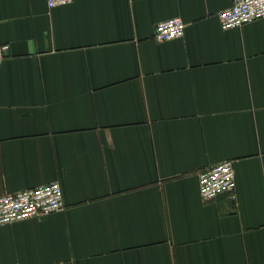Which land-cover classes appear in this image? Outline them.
Instances as JSON below:
<instances>
[{
  "label": "crops",
  "instance_id": "obj_1",
  "mask_svg": "<svg viewBox=\"0 0 264 264\" xmlns=\"http://www.w3.org/2000/svg\"><path fill=\"white\" fill-rule=\"evenodd\" d=\"M231 3L0 0V195L65 205L0 225V264H264V18L224 29Z\"/></svg>",
  "mask_w": 264,
  "mask_h": 264
},
{
  "label": "built area",
  "instance_id": "obj_2",
  "mask_svg": "<svg viewBox=\"0 0 264 264\" xmlns=\"http://www.w3.org/2000/svg\"><path fill=\"white\" fill-rule=\"evenodd\" d=\"M74 0H46L48 7L63 5ZM222 28H232L255 19L264 18V0H232L217 13ZM185 23L178 17L158 21L153 37L166 41L183 36ZM8 43H0V63L8 50ZM199 195L211 200L234 187V170L231 160H223L198 171ZM62 188L57 180L0 195V225L46 215L64 208Z\"/></svg>",
  "mask_w": 264,
  "mask_h": 264
},
{
  "label": "bare ground",
  "instance_id": "obj_3",
  "mask_svg": "<svg viewBox=\"0 0 264 264\" xmlns=\"http://www.w3.org/2000/svg\"><path fill=\"white\" fill-rule=\"evenodd\" d=\"M184 22V21H183Z\"/></svg>",
  "mask_w": 264,
  "mask_h": 264
}]
</instances>
